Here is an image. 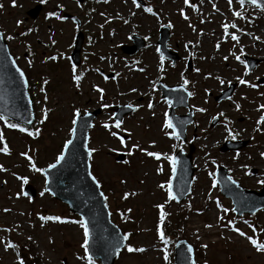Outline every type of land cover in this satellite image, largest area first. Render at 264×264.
Instances as JSON below:
<instances>
[{
	"label": "rangeland",
	"instance_id": "rangeland-1",
	"mask_svg": "<svg viewBox=\"0 0 264 264\" xmlns=\"http://www.w3.org/2000/svg\"><path fill=\"white\" fill-rule=\"evenodd\" d=\"M143 1L0 0V29L29 77L36 112L31 130L0 116V264H101L88 258L80 217L44 191L42 172L62 153L76 116L99 108L90 129L92 172L127 239L115 264H173L181 238L194 245L196 264H264V209L237 216L215 180L224 165L243 187H264V9L244 0ZM40 2V16L25 18ZM164 25L167 46L181 56L175 64L158 49ZM79 30L85 41L75 65ZM133 34L146 43L130 55L121 46ZM245 54L261 61L249 70ZM159 80L191 92L187 142L174 135ZM231 83L233 95L216 101ZM125 103L136 110L117 122L112 106ZM228 139L248 143L223 151ZM190 143L198 170L192 192L177 201L169 191L174 154ZM29 183L34 198L23 194Z\"/></svg>",
	"mask_w": 264,
	"mask_h": 264
},
{
	"label": "water",
	"instance_id": "water-1",
	"mask_svg": "<svg viewBox=\"0 0 264 264\" xmlns=\"http://www.w3.org/2000/svg\"><path fill=\"white\" fill-rule=\"evenodd\" d=\"M264 7V0H249ZM42 5H37L28 11V14L37 18ZM70 16V15H67ZM169 38L168 27L161 29L159 44L163 54L172 57L166 47ZM84 35L80 32L77 36L73 59L80 60V51ZM135 42L132 46H123L125 52L134 53L144 44V40L137 35L133 36ZM251 66L257 60L249 58ZM158 87L163 90V97L172 102L171 122L176 134L186 139V126L193 121L192 112L187 116H178L174 113L177 106H188V93L184 86H165L159 82ZM233 86L224 95L231 94ZM182 94L183 98L181 97ZM220 97L219 99H221ZM134 107L129 104L119 105L116 108L115 118L121 121L123 117L132 112ZM97 111L80 114L77 116L73 129V135L66 144L63 154L58 162L47 168L46 189L50 190L56 198L66 202L70 209L82 215L88 227V246L92 257H99L103 264H113L118 251L125 244V236L119 227L111 222L110 211L105 203V197L100 190L96 178L91 173L90 156L91 150L88 148L89 129L92 127L93 119ZM0 114L12 118L26 125L32 124L34 120V110L32 99L28 91V80L24 71L18 66L14 57L10 53L8 43L3 38L0 30ZM246 141H227L224 150L239 149L245 145ZM194 146L191 145L188 154L179 150L176 154V167L172 182V192L178 200H182L191 190L195 168L193 167ZM125 154L121 153L118 161L125 160ZM217 179L222 187V193L231 197L235 205L234 209L238 215L244 212L255 213L264 208V188L259 191L248 190L230 178L228 170L220 166L217 170ZM26 192L35 196L36 191L29 186ZM193 247L185 240H180L176 248L175 264H194Z\"/></svg>",
	"mask_w": 264,
	"mask_h": 264
},
{
	"label": "bare ground",
	"instance_id": "bare-ground-1",
	"mask_svg": "<svg viewBox=\"0 0 264 264\" xmlns=\"http://www.w3.org/2000/svg\"><path fill=\"white\" fill-rule=\"evenodd\" d=\"M217 34V33H216ZM219 38V35H216V38L213 39V41H217Z\"/></svg>",
	"mask_w": 264,
	"mask_h": 264
},
{
	"label": "flooded vegetation",
	"instance_id": "flooded-vegetation-1",
	"mask_svg": "<svg viewBox=\"0 0 264 264\" xmlns=\"http://www.w3.org/2000/svg\"><path fill=\"white\" fill-rule=\"evenodd\" d=\"M24 55L25 56H28L29 55V52L28 51H25Z\"/></svg>",
	"mask_w": 264,
	"mask_h": 264
}]
</instances>
